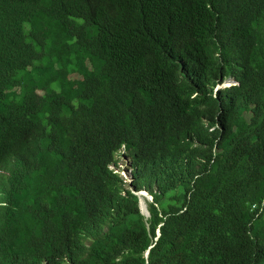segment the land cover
<instances>
[{
    "label": "trees",
    "instance_id": "16d2710c",
    "mask_svg": "<svg viewBox=\"0 0 264 264\" xmlns=\"http://www.w3.org/2000/svg\"><path fill=\"white\" fill-rule=\"evenodd\" d=\"M0 264H264V0H0Z\"/></svg>",
    "mask_w": 264,
    "mask_h": 264
},
{
    "label": "rangeland",
    "instance_id": "374dc122",
    "mask_svg": "<svg viewBox=\"0 0 264 264\" xmlns=\"http://www.w3.org/2000/svg\"><path fill=\"white\" fill-rule=\"evenodd\" d=\"M224 88V87H223ZM120 167L121 169H119V172H120V175L127 181H130V176H129V171L126 169L127 167L125 166V163L122 162V160L120 161ZM127 170V171H126ZM129 184L126 185V188H129ZM142 192L140 193H136V195L139 196V200H140V210L142 212L143 215H145V217H149V211H148V206H149V203L151 201V198L148 197V195L145 196H142L141 195ZM148 198L150 199V201L148 200Z\"/></svg>",
    "mask_w": 264,
    "mask_h": 264
},
{
    "label": "clouds",
    "instance_id": "9594fccd",
    "mask_svg": "<svg viewBox=\"0 0 264 264\" xmlns=\"http://www.w3.org/2000/svg\"><path fill=\"white\" fill-rule=\"evenodd\" d=\"M228 84V85H227ZM235 83L233 82V81H226L223 85H221L219 88H227V87H231L232 85H234ZM122 160V162H124L123 161V159H120L119 160V164H120V161ZM121 166V165H120ZM119 166V168L118 169H116L114 166H111V169L112 170H114V171H116V173H118V174H120V172H119V169H121V167ZM126 166V165H125ZM127 169V168H126ZM128 170V169H127ZM126 170V171H127ZM129 171V170H128ZM130 173V172H129ZM122 177V176H121ZM123 178V177H122ZM140 192H142L141 193V195L142 196H145L146 197V195H148V197L149 198H151V201H150V199L148 198V200L150 201V203L153 201V198H152V196L149 194V193H147L146 191H144V190H141V191H136L135 193H140ZM143 193H145V194H143ZM138 196V195H137ZM139 197V196H138ZM147 198V197H146ZM141 211V210H140ZM149 211V210H148ZM142 213V212H141ZM149 215H150V213H149ZM145 216V215H144Z\"/></svg>",
    "mask_w": 264,
    "mask_h": 264
},
{
    "label": "water",
    "instance_id": "95a60500",
    "mask_svg": "<svg viewBox=\"0 0 264 264\" xmlns=\"http://www.w3.org/2000/svg\"><path fill=\"white\" fill-rule=\"evenodd\" d=\"M148 254H149V251L147 252V256H148Z\"/></svg>",
    "mask_w": 264,
    "mask_h": 264
},
{
    "label": "bare ground",
    "instance_id": "6f19581e",
    "mask_svg": "<svg viewBox=\"0 0 264 264\" xmlns=\"http://www.w3.org/2000/svg\"><path fill=\"white\" fill-rule=\"evenodd\" d=\"M228 85V84H227ZM143 194H145V193H143Z\"/></svg>",
    "mask_w": 264,
    "mask_h": 264
}]
</instances>
